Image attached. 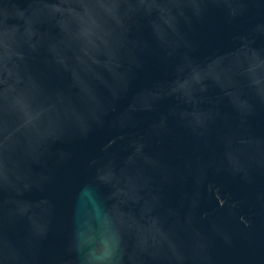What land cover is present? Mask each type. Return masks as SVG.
I'll list each match as a JSON object with an SVG mask.
<instances>
[{"label": "water", "instance_id": "95a60500", "mask_svg": "<svg viewBox=\"0 0 264 264\" xmlns=\"http://www.w3.org/2000/svg\"><path fill=\"white\" fill-rule=\"evenodd\" d=\"M0 264H264V0H0Z\"/></svg>", "mask_w": 264, "mask_h": 264}]
</instances>
